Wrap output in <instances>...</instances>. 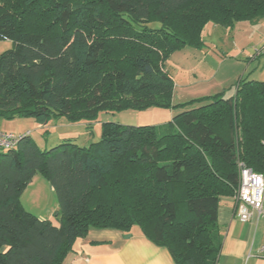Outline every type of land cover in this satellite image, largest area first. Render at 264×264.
<instances>
[{"label": "trees", "instance_id": "1", "mask_svg": "<svg viewBox=\"0 0 264 264\" xmlns=\"http://www.w3.org/2000/svg\"><path fill=\"white\" fill-rule=\"evenodd\" d=\"M263 19L264 0H0V41L12 44L0 55V121L173 112L160 126L104 123L87 147L41 150L30 132L0 131L20 138L0 149V264H63L91 230L135 227L175 264H218L221 198L235 195L241 164L264 175V82L175 106L165 65L202 49L208 25ZM37 176L57 196L58 225L23 206Z\"/></svg>", "mask_w": 264, "mask_h": 264}, {"label": "crops", "instance_id": "2", "mask_svg": "<svg viewBox=\"0 0 264 264\" xmlns=\"http://www.w3.org/2000/svg\"><path fill=\"white\" fill-rule=\"evenodd\" d=\"M238 27L259 30L256 38L261 37L263 48L257 54L261 56L258 59L251 58V55L246 56L244 48L236 56L227 54L228 56L216 60V53L213 52L216 55V59H213L209 57L210 52L208 51L205 63L210 58L211 66H208V70L211 71V77L203 80L195 73L198 69L195 67L189 69L190 71L186 72L180 84H175L173 97L175 106L219 94L233 97L236 94L238 83L244 78L264 82V19L254 24L241 23L233 29H225L224 33L232 35ZM11 47L10 41H0V55ZM166 113L167 118L164 122L156 126L166 124L171 120L170 115L172 117L173 112L165 110ZM43 180L40 181L37 177L33 180L22 196V203L25 209L38 215L39 218L52 219L58 210V202H56V195L50 184L45 179ZM42 193L51 196L52 203L50 209L40 211L35 208V204L41 199ZM27 194H29L28 205L24 200ZM237 206L235 195L221 198L218 223L223 245L218 264H264V256L261 254L264 244V221L255 214L251 221L242 222L237 214ZM63 264H175V261L168 249L157 246L148 240L138 227H135L129 233L91 230L85 238L75 242Z\"/></svg>", "mask_w": 264, "mask_h": 264}, {"label": "rangeland", "instance_id": "3", "mask_svg": "<svg viewBox=\"0 0 264 264\" xmlns=\"http://www.w3.org/2000/svg\"><path fill=\"white\" fill-rule=\"evenodd\" d=\"M153 26L156 27L158 25ZM217 27L219 29L216 28V25H208L206 27L202 36L204 42L202 49L188 45L172 54L167 60L165 68L175 79V84H180L181 79L186 76V72L190 71L189 69L193 67L198 69L195 71L197 76H201L200 78H203V80H208L212 75L210 73L211 71L208 70V66H211L209 62L211 61L210 58L207 60V63H205L208 51L210 52L209 57L216 59L217 55L216 60H218L222 59L224 56H228L227 54L236 56V54L241 53L244 48L246 56L251 55V58H254L257 52L263 48L261 37L256 38L259 30L255 31L250 28L245 29L243 27H238L235 33L233 32L232 35H229L228 33H224V28ZM231 42L233 44H231ZM235 45H237V47ZM213 52L216 53V55L213 54ZM239 61L243 62L242 60ZM204 68L206 70H204ZM167 111L171 112L170 110ZM166 118L167 113L165 114V110L156 108L147 111H125L114 114L101 113L94 121H83L80 123H71L66 118L60 117L51 119L47 125H41L37 123L34 118H17L15 120L0 122V131L14 134L30 132L31 139L37 143L41 150H50L64 141H67L70 144H76L80 147H87L92 143L99 142L104 123L112 122L136 127L156 126V124L164 122ZM171 118L170 115V119ZM1 152H5V150H1ZM37 179L44 181L41 176H37ZM24 197L26 205H28L27 197H29V194ZM51 199V196L42 193V197L37 200L35 208L40 211L50 209L52 203ZM55 199L56 202H58L57 196H55ZM52 220L56 225L59 224L56 219L52 218Z\"/></svg>", "mask_w": 264, "mask_h": 264}, {"label": "built area", "instance_id": "4", "mask_svg": "<svg viewBox=\"0 0 264 264\" xmlns=\"http://www.w3.org/2000/svg\"><path fill=\"white\" fill-rule=\"evenodd\" d=\"M20 138L14 134L0 132V149L14 147ZM235 197L237 214L242 222H249L255 214L264 221V175L255 173L241 164L239 186ZM264 256V244L261 248Z\"/></svg>", "mask_w": 264, "mask_h": 264}]
</instances>
